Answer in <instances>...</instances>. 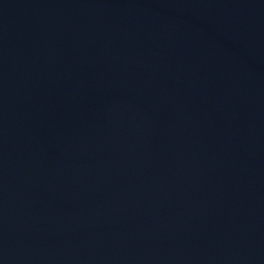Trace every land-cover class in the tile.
I'll use <instances>...</instances> for the list:
<instances>
[{"label": "water", "instance_id": "obj_1", "mask_svg": "<svg viewBox=\"0 0 264 264\" xmlns=\"http://www.w3.org/2000/svg\"><path fill=\"white\" fill-rule=\"evenodd\" d=\"M0 264H264V0H0Z\"/></svg>", "mask_w": 264, "mask_h": 264}]
</instances>
